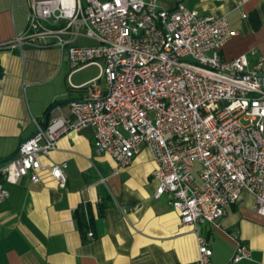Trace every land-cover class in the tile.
Here are the masks:
<instances>
[{"label": "built area", "instance_id": "obj_1", "mask_svg": "<svg viewBox=\"0 0 264 264\" xmlns=\"http://www.w3.org/2000/svg\"><path fill=\"white\" fill-rule=\"evenodd\" d=\"M27 18L25 30L0 48L57 46L70 62L69 77L91 64L100 74L84 84V98L71 100L67 113L39 125L0 163V203L10 196L8 184L25 175L37 182L44 168L65 187L67 163L46 166L42 156L62 135L90 126L95 151L119 166L142 145L151 149L154 196L167 193L182 224L197 233L198 257L177 264H212L199 225H218L244 191L264 216V60L224 56L238 34L225 15L202 14L183 1L166 8L158 0H30ZM228 234L236 242L232 260L249 258L238 233Z\"/></svg>", "mask_w": 264, "mask_h": 264}, {"label": "crops", "instance_id": "obj_2", "mask_svg": "<svg viewBox=\"0 0 264 264\" xmlns=\"http://www.w3.org/2000/svg\"><path fill=\"white\" fill-rule=\"evenodd\" d=\"M183 1L202 14L225 15L238 30L224 47L228 59L246 54L251 63L264 60V0H158L166 8ZM30 0H0V44L13 40L27 26ZM245 14V16H243ZM0 160L10 156L50 117L67 113L71 100L87 94L86 82L100 69L91 64L74 71L57 46L0 48ZM103 86L105 82L102 80ZM90 126L62 135L57 147L42 156L48 166L66 162L65 187L48 168L39 181L28 175L8 184L10 196L0 203V264H177L198 257L197 233L182 224L169 206L168 194L154 196L156 160L142 145L128 166L110 153L98 154ZM255 196L244 191L228 207L218 225L202 223L199 234L213 249L212 264H264V216L255 210ZM89 221L84 235L76 213ZM94 233L93 237L88 232ZM237 232L251 256L233 261Z\"/></svg>", "mask_w": 264, "mask_h": 264}, {"label": "trees", "instance_id": "obj_3", "mask_svg": "<svg viewBox=\"0 0 264 264\" xmlns=\"http://www.w3.org/2000/svg\"><path fill=\"white\" fill-rule=\"evenodd\" d=\"M3 75H4V67H3L2 62L0 60V79L3 77ZM54 105H56V102H54L48 106V108L46 109V113H48ZM76 217L78 219V225H79L81 231L83 232V234L85 235L87 232V229L89 227V221L91 218L87 219L86 214H85L83 209H80L77 211Z\"/></svg>", "mask_w": 264, "mask_h": 264}, {"label": "water", "instance_id": "obj_4", "mask_svg": "<svg viewBox=\"0 0 264 264\" xmlns=\"http://www.w3.org/2000/svg\"><path fill=\"white\" fill-rule=\"evenodd\" d=\"M55 107H56V106H54L53 109H54ZM53 109H51L48 113H46V115H45V117H44V125H46V124L48 123V120H49L50 114H51V112H52ZM19 149H20V145L18 146V148H17V149H16V150H15L10 156L1 159V160H0V163H3V162H5L6 160H9L10 158L14 157V156L18 153Z\"/></svg>", "mask_w": 264, "mask_h": 264}, {"label": "rangeland", "instance_id": "obj_5", "mask_svg": "<svg viewBox=\"0 0 264 264\" xmlns=\"http://www.w3.org/2000/svg\"><path fill=\"white\" fill-rule=\"evenodd\" d=\"M87 43H90V42H92V40H85Z\"/></svg>", "mask_w": 264, "mask_h": 264}]
</instances>
